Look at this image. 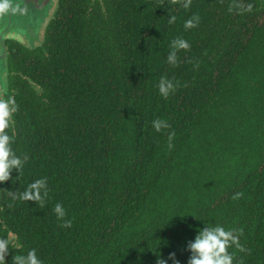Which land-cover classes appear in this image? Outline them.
<instances>
[{"label":"trees","instance_id":"16d2710c","mask_svg":"<svg viewBox=\"0 0 264 264\" xmlns=\"http://www.w3.org/2000/svg\"><path fill=\"white\" fill-rule=\"evenodd\" d=\"M242 2L250 13H230V0H60L43 48L7 41L4 98L18 105L7 131L27 160L20 180L0 183L6 264L32 249L42 264H156L171 252L188 264L206 223L243 229L233 264H264V0ZM177 38L190 49L174 66ZM164 76L177 85L167 99ZM158 118L171 127L157 132ZM43 178V208L8 195Z\"/></svg>","mask_w":264,"mask_h":264},{"label":"clouds","instance_id":"9594fccd","mask_svg":"<svg viewBox=\"0 0 264 264\" xmlns=\"http://www.w3.org/2000/svg\"><path fill=\"white\" fill-rule=\"evenodd\" d=\"M223 3V0H221ZM172 5L180 4L183 8L188 9L192 0H169ZM253 8L252 4L245 5L242 0H230L228 11L231 13L235 11L237 14H244L245 12H251ZM9 10L12 12L23 11L17 7H13L10 0H0V16L6 14ZM176 21L175 16H171L168 21L169 24H173ZM199 16H193L185 22V29H191L199 25ZM171 51L167 56V61L170 65L178 64L177 53L180 50H189L190 44L182 39L177 38L171 42ZM191 63V61H189ZM177 85L169 80L166 76L161 77L159 81V92L167 99L168 96L175 91ZM5 93L0 90V183L7 182L10 179L13 183L16 180H20L22 176V169L24 162L27 160V156H18L12 148V143L15 140V133L11 136L8 134V129L11 126L13 115L18 111V105L12 97L3 98ZM153 127L157 132L162 129L170 128L171 125L162 119H155L153 121ZM175 133H170L168 136L169 147H172V139ZM13 170L18 171L19 175L13 179ZM8 195L13 201H34L37 202L40 208H43L45 199L48 197L47 179H38L29 184L27 189L23 192L8 191ZM242 193H236L233 199H239ZM55 215L62 221L61 226L68 228L71 227L72 221L66 220V211L61 204H56L54 208ZM243 234V229L225 230L222 226H210L206 223V226L199 229L194 241H189L187 244V251L191 253L188 264H233V256L229 253V248L235 246L240 251H245L244 247L240 243L239 236ZM9 239L0 238V264H6V256L9 254L10 244ZM168 260H171L173 264H180V261L176 258V253L171 252L166 259L161 255H157L156 264H168ZM12 264H42V261L38 258L35 249L30 250L27 255H14L12 258ZM242 264V262H241Z\"/></svg>","mask_w":264,"mask_h":264},{"label":"water","instance_id":"95a60500","mask_svg":"<svg viewBox=\"0 0 264 264\" xmlns=\"http://www.w3.org/2000/svg\"><path fill=\"white\" fill-rule=\"evenodd\" d=\"M60 0H10L13 7L0 16V90L9 93V63L7 41L29 50L43 48L47 27L54 17Z\"/></svg>","mask_w":264,"mask_h":264},{"label":"rangeland","instance_id":"374dc122","mask_svg":"<svg viewBox=\"0 0 264 264\" xmlns=\"http://www.w3.org/2000/svg\"><path fill=\"white\" fill-rule=\"evenodd\" d=\"M3 98H4V96H3Z\"/></svg>","mask_w":264,"mask_h":264}]
</instances>
